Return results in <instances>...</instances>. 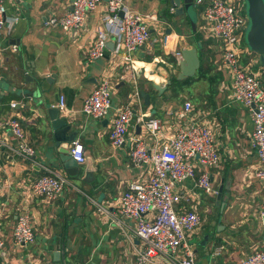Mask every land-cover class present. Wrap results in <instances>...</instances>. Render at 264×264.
<instances>
[{"label":"crops","instance_id":"crops-1","mask_svg":"<svg viewBox=\"0 0 264 264\" xmlns=\"http://www.w3.org/2000/svg\"><path fill=\"white\" fill-rule=\"evenodd\" d=\"M71 1L4 0L5 17L12 25L0 29V137L6 143L0 153L4 240L0 264H132L138 240L129 221L123 220L125 225L114 221L115 202L129 182L147 172L131 162L133 141L127 138L119 147L110 145L112 120L119 108L131 103L136 115L158 120L160 137L154 139L135 120L128 128V136L139 137L147 147L159 146L175 133L179 121L176 112L186 101L193 105L192 118L211 125L221 158L217 167L209 169L214 193L201 190L196 177L185 179L179 186L182 199L178 205L195 209L201 218L192 237L198 242L189 244L196 264H237L260 244L264 227L259 210L264 203V189L254 175L259 163L251 145L250 111L232 101L230 75L222 66L221 51L214 40L205 39L198 31L200 16L192 27L184 12L174 15L169 0H124L130 10L146 15L150 31L146 43L133 52L137 77L131 82L130 70L123 72L112 64L111 38L102 57L93 62L85 59L106 13L104 2L88 14L83 29L67 31L44 25L49 16L68 11ZM193 47L200 60L195 74L179 80L185 81L181 84H168L179 71L180 59L175 53ZM241 63L264 85V67L255 53L249 57L243 53ZM102 76L113 80L114 102L111 100L106 117H86L81 105ZM120 79L126 84L115 88ZM153 84L165 86L164 91L158 93ZM141 90L150 94L149 105L143 104ZM133 91L138 92L136 98L131 97ZM61 96L66 104L63 111L57 106ZM47 107L56 108L74 125L66 135L76 133L72 142L83 146L85 156L77 169L66 168L58 159ZM11 117L20 122L34 148V158L14 153V138L3 127ZM65 145L62 143V147ZM46 170L56 171L70 183L53 201L34 196L29 190L31 182ZM87 171L93 178L86 176ZM85 177L90 181H84ZM222 179L228 188L221 208L215 202ZM101 193L102 200L98 202ZM99 204L108 212L100 211ZM20 211L30 215L34 231V241L25 246L12 242V229ZM218 248V255H214ZM55 251H59L58 259L53 255Z\"/></svg>","mask_w":264,"mask_h":264},{"label":"built area","instance_id":"built-area-1","mask_svg":"<svg viewBox=\"0 0 264 264\" xmlns=\"http://www.w3.org/2000/svg\"><path fill=\"white\" fill-rule=\"evenodd\" d=\"M101 2L105 3L106 13L102 25L95 30L94 37L86 50L87 62L102 57L107 41L114 43L112 64L120 71H131L129 81L135 82V58L133 52L149 39L150 31L146 15L130 10L124 0H72L70 9L61 15H51L44 21L46 27H58L67 31L83 29L88 14ZM200 7L198 31L207 40H214L221 51L222 66L230 75L231 99L247 107L250 111L253 129L251 145L254 148L258 167L255 176L264 189V85L261 79L247 65L241 63V55L252 53L244 45V27L248 24L243 0H194ZM174 11V8H171ZM4 0H0V29L10 27L5 17ZM17 17H15V20ZM15 50V46H12ZM181 59V53H175ZM118 57V58H117ZM1 77V73H0ZM114 83L108 76H102L91 93L84 99L81 112L94 119L106 117L111 109V96ZM133 91L131 97H137ZM12 106L15 104L12 103ZM58 109H66L61 96ZM193 105L186 101L176 112L179 119L174 134L167 137L159 146L147 147L137 136H128L132 120L146 130L154 139L160 137L157 119L136 115L131 103L116 112L109 131V143L113 147L123 145L126 139L133 141L130 159L135 167L146 168V175L129 182L127 189L118 197L116 203L118 224L123 220L133 221L131 230L138 240L133 252L132 264H196L189 240L197 233L201 218L195 209H185L178 204L182 199L179 186L185 179L196 177L197 186L206 194L215 192L209 169L220 163V153L214 141L209 123L194 119ZM3 127L14 138V153L24 158L34 156V148L29 144L26 134L16 118H8ZM6 145L0 137V153ZM72 158L83 163V146L73 141L69 147ZM69 181L56 171L46 170L34 179L29 187L30 193L45 201L57 199ZM100 211L108 212L99 204ZM264 227V203L259 210ZM125 225V223L123 224ZM34 241V231L30 215L25 211L17 214L12 229V242L25 246ZM4 247L3 230L0 220V254ZM219 248L214 255H218ZM237 264H264V232L260 244Z\"/></svg>","mask_w":264,"mask_h":264},{"label":"water","instance_id":"water-1","mask_svg":"<svg viewBox=\"0 0 264 264\" xmlns=\"http://www.w3.org/2000/svg\"><path fill=\"white\" fill-rule=\"evenodd\" d=\"M194 0H169V4L174 8V15L179 16L183 12L187 15L192 27L196 26V22L190 14V8L193 6ZM245 5V12L248 19L247 30L244 34V42L250 51L254 52L258 56L259 64L264 67V0H243ZM112 48H113V43ZM181 59L179 60V71L176 74L177 80H184L188 77H192L196 70L199 67L200 60L197 55V48H186L181 51ZM116 78H120V73H117ZM126 84L125 80L120 79L115 88H118L119 85ZM170 84V81L168 82ZM153 88L162 93L165 89V86H160L158 84H153ZM140 95L143 98V104L149 105L150 103V94L143 90L140 91ZM46 112L49 117L50 126L53 131L52 136L54 139L55 146L58 148V159L63 162V165L66 168L76 167L77 162L72 158L70 151L68 149V144L72 142L76 136L75 132L66 135V132L73 127L72 121H70L66 116L60 115L59 110L54 107H47ZM62 143L66 145L62 147ZM34 158V156L32 157ZM77 171L74 176L77 175ZM91 175L93 178L92 172L87 171L86 176ZM91 178V180H92ZM84 181H90L87 177L83 179ZM228 185L225 179H222L216 194V206L221 208L225 204V191L227 190ZM225 190V191H224ZM103 194L101 193L98 202H101ZM225 196V197H224ZM225 198V199H224ZM207 236L205 237V239ZM54 257L58 259L59 251L53 253Z\"/></svg>","mask_w":264,"mask_h":264},{"label":"rangeland","instance_id":"rangeland-1","mask_svg":"<svg viewBox=\"0 0 264 264\" xmlns=\"http://www.w3.org/2000/svg\"><path fill=\"white\" fill-rule=\"evenodd\" d=\"M246 4L244 3V6H245ZM190 14L192 15V18L194 19V21H198L199 20V16H200V7L199 6H196V5H193L191 8H190ZM247 25H245V27H244V34L246 33V30H247ZM244 45H246L245 43H244ZM199 52H200V49H199ZM262 84H263V82H262ZM187 94V93H186ZM111 100L114 102V95H112L111 96ZM129 225L130 226H133V221L132 220H130L129 221ZM211 237V236H210ZM211 240L212 239H210V242H211ZM190 243H195V242H198V240H196V238H192L190 241H189ZM201 258V257H200Z\"/></svg>","mask_w":264,"mask_h":264},{"label":"trees","instance_id":"trees-1","mask_svg":"<svg viewBox=\"0 0 264 264\" xmlns=\"http://www.w3.org/2000/svg\"><path fill=\"white\" fill-rule=\"evenodd\" d=\"M183 82H185V81H179V80H177L176 78H173V79L171 80L170 85H178V84H181V83H183Z\"/></svg>","mask_w":264,"mask_h":264},{"label":"flooded vegetation","instance_id":"flooded-vegetation-1","mask_svg":"<svg viewBox=\"0 0 264 264\" xmlns=\"http://www.w3.org/2000/svg\"><path fill=\"white\" fill-rule=\"evenodd\" d=\"M254 53V52H253ZM255 55L257 56V54L255 53Z\"/></svg>","mask_w":264,"mask_h":264}]
</instances>
